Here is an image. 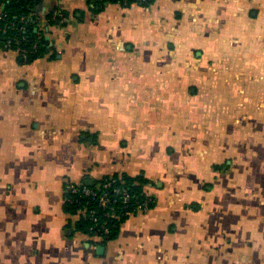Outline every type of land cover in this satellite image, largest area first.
<instances>
[{
  "label": "crops",
  "instance_id": "obj_1",
  "mask_svg": "<svg viewBox=\"0 0 264 264\" xmlns=\"http://www.w3.org/2000/svg\"><path fill=\"white\" fill-rule=\"evenodd\" d=\"M37 8L50 53L0 45V264H264V0ZM123 173L155 206L73 231L68 187Z\"/></svg>",
  "mask_w": 264,
  "mask_h": 264
},
{
  "label": "trees",
  "instance_id": "obj_2",
  "mask_svg": "<svg viewBox=\"0 0 264 264\" xmlns=\"http://www.w3.org/2000/svg\"><path fill=\"white\" fill-rule=\"evenodd\" d=\"M40 1L0 0L2 15L0 45L4 46L8 40H13V49L20 47L28 54V59H24L22 54L19 55L24 63H32L43 58L52 50L50 43L46 40V32L37 30V25L30 18L31 14L38 17L37 7ZM86 2L92 12L100 13L108 5L130 6L134 3L148 5L151 0H86ZM62 13L67 18L71 16L65 10ZM24 19L25 23L22 22ZM45 19L50 26L61 22L54 13L46 15ZM16 39L20 40V44L15 42ZM149 183L150 180L143 174L130 176L123 173L105 177L93 186L82 185L76 193L67 192L64 210L70 216L79 217L75 222L71 221L69 226L74 228L73 231L81 232L89 237H100L103 244L117 239L121 226L128 219L129 214H136L137 209L143 205L148 209L155 206L156 198L148 195L145 189ZM87 188L92 190L94 196L84 193V189ZM126 196H128L127 202L124 201ZM101 197H107L109 203L102 206Z\"/></svg>",
  "mask_w": 264,
  "mask_h": 264
},
{
  "label": "built area",
  "instance_id": "obj_3",
  "mask_svg": "<svg viewBox=\"0 0 264 264\" xmlns=\"http://www.w3.org/2000/svg\"><path fill=\"white\" fill-rule=\"evenodd\" d=\"M57 1H60V0H57ZM140 1H144V0H140ZM61 14H59V16H61V17H63L64 19H67L66 18V16L62 13V12H60ZM30 18H31V21L35 24V25H37L38 27H37V30H41V28L43 29V27H44V24H45V22L47 23V20L45 19V18H42L41 16L40 17H35V15L34 14H31L30 15ZM42 18V19H41ZM1 20H2V15H1V13H0V22H1ZM22 22L23 23H25V19L24 20H22ZM43 24V25H42ZM41 27V28H40ZM22 29H24V28H22ZM17 44H20V40H17L16 39V41H15ZM3 48H5L6 50H14V51H16L17 53H19L20 55L22 54V56L24 57V59H28V54H26V52L25 51H23L20 47H18L17 49H13V40H8L7 42H6V44L3 46ZM78 190H79V188L77 187V186H69L68 187V192H70V193H76V192H78ZM84 193L86 194V195H93L94 196V193L92 192V190H90V189H84ZM125 202H127L128 201V196H126L125 197V200H124ZM100 203H101V205L102 206H105V205H107L108 203H109V200H108V198L107 197H101L100 198ZM148 210V208L146 207V206H144L143 205V207H139V209H138V212H140V211H147ZM137 212V213H138ZM80 213H82V211L80 212ZM107 215H109V214H107ZM130 215H132V214H129V216ZM114 216V215H113ZM100 238V237H99Z\"/></svg>",
  "mask_w": 264,
  "mask_h": 264
},
{
  "label": "water",
  "instance_id": "obj_4",
  "mask_svg": "<svg viewBox=\"0 0 264 264\" xmlns=\"http://www.w3.org/2000/svg\"><path fill=\"white\" fill-rule=\"evenodd\" d=\"M85 184H86L87 186H93V185H94V183H92V181H87V182H85ZM98 250H99V251H102V250H104V249H103V247L101 246V247H98Z\"/></svg>",
  "mask_w": 264,
  "mask_h": 264
},
{
  "label": "bare ground",
  "instance_id": "obj_5",
  "mask_svg": "<svg viewBox=\"0 0 264 264\" xmlns=\"http://www.w3.org/2000/svg\"><path fill=\"white\" fill-rule=\"evenodd\" d=\"M145 202H146V201H145ZM141 207H142V206H141ZM138 209H139V208H138ZM138 209H137V210H138ZM137 210H136V212H137ZM118 217H119V216H118ZM118 217H117V218H118Z\"/></svg>",
  "mask_w": 264,
  "mask_h": 264
},
{
  "label": "rangeland",
  "instance_id": "obj_6",
  "mask_svg": "<svg viewBox=\"0 0 264 264\" xmlns=\"http://www.w3.org/2000/svg\"><path fill=\"white\" fill-rule=\"evenodd\" d=\"M148 210H149V209H148ZM148 210H147V211H148Z\"/></svg>",
  "mask_w": 264,
  "mask_h": 264
}]
</instances>
